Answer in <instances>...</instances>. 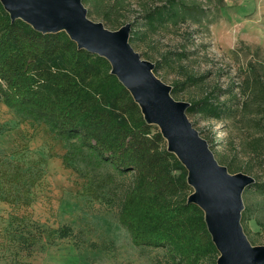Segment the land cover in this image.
<instances>
[{
	"label": "rangeland",
	"instance_id": "1",
	"mask_svg": "<svg viewBox=\"0 0 264 264\" xmlns=\"http://www.w3.org/2000/svg\"><path fill=\"white\" fill-rule=\"evenodd\" d=\"M81 1L87 16L106 28L129 23L130 34L138 32L131 46L175 90L171 95L188 103L186 116L216 160L230 173L254 178L242 192L248 213L241 225L252 245H264V112L253 113L258 102L239 111L248 68H264V0ZM151 9L161 14L150 26ZM260 68L256 73L264 74ZM205 96L209 101L188 111ZM14 161L38 180L29 187L28 205L21 195L10 203L0 191V264H171L165 248L133 245L118 222L132 172L96 164L86 150L0 97V165Z\"/></svg>",
	"mask_w": 264,
	"mask_h": 264
},
{
	"label": "trees",
	"instance_id": "2",
	"mask_svg": "<svg viewBox=\"0 0 264 264\" xmlns=\"http://www.w3.org/2000/svg\"><path fill=\"white\" fill-rule=\"evenodd\" d=\"M154 9L145 16L150 26L161 14ZM135 37L138 32L132 30L130 44ZM259 68L251 64L252 76L241 84L247 90L241 113H248L251 102H258L253 113L264 112V74L256 73ZM110 69L104 57L77 48L64 31L42 33L20 19L11 20L0 2L1 101L44 123L58 139L86 150L96 164L107 163L119 174L132 172L117 219L133 245L163 247L171 264H216L218 252L204 213L187 202L192 189L185 167ZM208 98L192 102L188 111ZM37 180L18 161L0 165V191L10 203L21 195L28 205L29 187ZM260 186L264 190V182ZM247 213L245 208L241 222ZM60 231L69 234L67 226Z\"/></svg>",
	"mask_w": 264,
	"mask_h": 264
},
{
	"label": "water",
	"instance_id": "3",
	"mask_svg": "<svg viewBox=\"0 0 264 264\" xmlns=\"http://www.w3.org/2000/svg\"><path fill=\"white\" fill-rule=\"evenodd\" d=\"M11 20L20 19L42 33L64 31L77 48L104 57L137 103L143 118L154 124L187 171L192 192L187 202L199 206L215 245L216 264H264V245H252L241 225L242 192L254 182L246 173H230L194 128L187 102L171 95V88L153 73L129 42L131 26L110 30L87 16L81 0H0Z\"/></svg>",
	"mask_w": 264,
	"mask_h": 264
}]
</instances>
